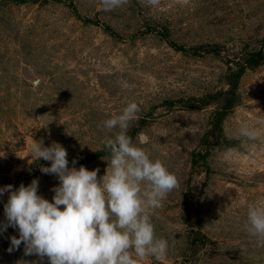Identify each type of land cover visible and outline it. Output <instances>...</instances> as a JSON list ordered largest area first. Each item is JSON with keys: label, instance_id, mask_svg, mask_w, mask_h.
<instances>
[{"label": "rangeland", "instance_id": "1", "mask_svg": "<svg viewBox=\"0 0 264 264\" xmlns=\"http://www.w3.org/2000/svg\"><path fill=\"white\" fill-rule=\"evenodd\" d=\"M131 102L127 134L179 179L150 212L169 252L140 264H264V240L245 228L264 202V0H129L110 12L100 0H0V188L37 179L53 202L59 180L32 158L39 141L102 178L115 135L103 121ZM9 196L0 264H49L23 244L9 252Z\"/></svg>", "mask_w": 264, "mask_h": 264}, {"label": "clouds", "instance_id": "2", "mask_svg": "<svg viewBox=\"0 0 264 264\" xmlns=\"http://www.w3.org/2000/svg\"><path fill=\"white\" fill-rule=\"evenodd\" d=\"M128 2L100 0V5L110 12ZM147 3L158 7L160 0ZM139 111V105L131 102L120 114L103 121V129L115 135L103 142L110 162L99 179V168L77 169L76 161L69 167L68 152L61 144H33L32 158L50 162L41 172L55 175L59 185L52 189L53 202L38 195L37 179L16 190L12 185L0 188V196L10 193L4 205L7 223L3 230L9 226L19 230V238L11 237L9 252L23 244L26 256L46 257L49 264H140L167 256L169 243L156 235L150 212L179 187V179L127 134ZM240 132L254 135L247 128ZM140 143H145L142 136ZM245 228L264 240V202L249 207Z\"/></svg>", "mask_w": 264, "mask_h": 264}]
</instances>
